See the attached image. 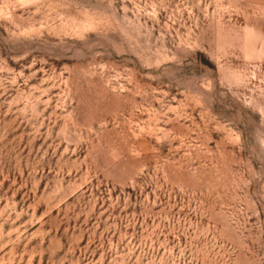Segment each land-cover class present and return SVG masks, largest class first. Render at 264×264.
<instances>
[{
  "label": "rangeland",
  "instance_id": "374dc122",
  "mask_svg": "<svg viewBox=\"0 0 264 264\" xmlns=\"http://www.w3.org/2000/svg\"><path fill=\"white\" fill-rule=\"evenodd\" d=\"M0 264H264V0H0Z\"/></svg>",
  "mask_w": 264,
  "mask_h": 264
}]
</instances>
